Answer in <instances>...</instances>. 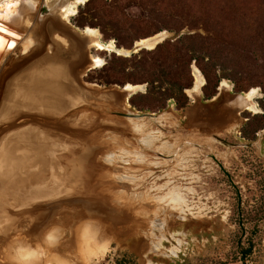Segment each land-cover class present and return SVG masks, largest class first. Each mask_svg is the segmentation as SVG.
<instances>
[{
    "label": "rangeland",
    "instance_id": "1",
    "mask_svg": "<svg viewBox=\"0 0 264 264\" xmlns=\"http://www.w3.org/2000/svg\"><path fill=\"white\" fill-rule=\"evenodd\" d=\"M0 7L19 42L0 59V264H26L21 240L43 249L33 264H88V221L110 242L89 264H264V0H91L69 23L52 0ZM156 36L176 47L136 49Z\"/></svg>",
    "mask_w": 264,
    "mask_h": 264
},
{
    "label": "bare ground",
    "instance_id": "2",
    "mask_svg": "<svg viewBox=\"0 0 264 264\" xmlns=\"http://www.w3.org/2000/svg\"><path fill=\"white\" fill-rule=\"evenodd\" d=\"M90 1L91 0H52V4H54V5L60 4L61 14L63 15L64 19L69 23L70 19L77 14L78 8L80 6L87 4ZM61 3L64 6H62ZM7 12L11 13L12 10L9 11L6 9H4V10L0 9V28H3L6 30L5 32H0V59L2 57H6L7 53L13 52L14 49L18 47V43H19L16 39L17 34H18L17 33L18 27L10 23V22L14 23L13 20L16 17L17 12L15 11V13H14L15 16H11L9 18L7 16L8 19L5 21V19H6L5 16H6ZM9 33H14V35H10ZM84 34H86V36L88 38L93 40L92 45L94 48L97 49V51H106V50H112L113 51V49L116 48L113 42H111L110 44H103V42H101V40H100V37H101L100 33L95 29L87 28L85 30ZM161 36H158V37L156 36L157 38H155V39L153 38V39H149V40L148 39L142 40L139 42L138 47L140 46L142 48L147 47L148 49H153L158 44L157 41H159L158 39H160ZM57 39L61 43H63L61 38L58 37ZM24 42H26L25 43V46H26L25 50L27 52L26 54L31 53V51L38 46V44L36 43L37 41L34 38V35L27 38L26 41H24ZM13 44L16 45L15 48L11 47V45H13ZM121 53L125 54V55H129V52L125 51V50L121 51ZM92 61L94 64L93 69H97V68H100L103 66L104 61L100 57L94 56V57H92ZM203 85H204V79L201 77V75H198L197 76L196 89L198 90ZM222 87H224V89L225 88L229 89V86L226 83L223 84ZM143 89H144V87H141V86L135 87L132 85H127L126 87H124L123 91L127 92L128 94L129 93L133 94L134 92H137V91L143 90ZM256 95H257L256 90H253L252 92L245 94V101L246 102L247 101H249V102L254 101L256 98ZM256 109H257L256 105H252L249 108L250 111H253ZM144 128L145 127L143 126V124H141V125L135 124V126H134V129L136 130V132L138 134H141V135L143 134V131L145 132ZM164 148H165V146L162 144V146L157 148L156 150H164ZM130 153H131V151H130ZM137 155H138L137 160L140 163L145 162L144 156H142L141 154H137ZM132 156H133V154H132ZM158 164L159 163H155L154 165H158ZM178 190H179L178 188L167 189L166 186H163V188H158V187L155 188V191H162V192L167 191L163 198L160 197L161 201H163L164 199L171 197V196L179 197L180 193H178ZM80 225L81 226L77 231L79 233L78 236L80 237V240L78 243L79 251H82V250L85 251L86 259H88L86 261L89 264V262L93 261V259L100 258L102 256H105L106 253H108V251L110 249V242L105 240V234L104 233H106V230L104 229V226L99 227L100 232L96 236V234H97L96 230H98V229L96 226H94L93 222L88 221V222H85V223L80 224ZM102 231H104V233H102ZM64 233H65V231L63 229H61L60 227L54 228V229H52V231L49 230L45 234V242L48 245H51L53 248H58L64 243V239H63ZM36 247H38V246H36ZM37 249L38 248H35V247L31 246L30 244H27V242H24L23 240H21V241H19V243L14 244V254H15L14 258L19 262H26V264L27 263L33 264L34 262H37L38 260L40 261V260L44 259V255L42 252L43 249H39V251ZM49 264H68V262L63 261L62 259H60L56 256H51V258L49 259Z\"/></svg>",
    "mask_w": 264,
    "mask_h": 264
},
{
    "label": "trees",
    "instance_id": "3",
    "mask_svg": "<svg viewBox=\"0 0 264 264\" xmlns=\"http://www.w3.org/2000/svg\"><path fill=\"white\" fill-rule=\"evenodd\" d=\"M109 16H112L111 14H109ZM102 18H104V19H106V15H102ZM184 41H185V39H184ZM176 47V45H173L172 43H165V44H162V45H160V46H158L157 47V49H155V50H153V51H148V53L149 54H157V53H159V52H161L163 49H166V48H175ZM160 60H158L157 62H159ZM166 62V61H165ZM165 62H163L162 64H159V63H157V64H159V65H155L154 67L156 68H159L160 70H161V73H160V76H162V77H165L166 76V73L163 71L164 70V63ZM197 62H198V60H197ZM199 64H200V66H202L201 65V61H199ZM108 77L111 79V77H112V75H109L108 74ZM114 78V77H113ZM110 81V80H109ZM111 82V81H110Z\"/></svg>",
    "mask_w": 264,
    "mask_h": 264
},
{
    "label": "snow or ice",
    "instance_id": "4",
    "mask_svg": "<svg viewBox=\"0 0 264 264\" xmlns=\"http://www.w3.org/2000/svg\"><path fill=\"white\" fill-rule=\"evenodd\" d=\"M6 30L5 29H3V28H0V32H5ZM10 35H14V33H9ZM11 47L12 48H15L16 47V45H11Z\"/></svg>",
    "mask_w": 264,
    "mask_h": 264
},
{
    "label": "water",
    "instance_id": "5",
    "mask_svg": "<svg viewBox=\"0 0 264 264\" xmlns=\"http://www.w3.org/2000/svg\"><path fill=\"white\" fill-rule=\"evenodd\" d=\"M159 44H160V43H159ZM159 44H158V45H159ZM158 45H157V46H158ZM157 46H156V47H157ZM136 49H137V50H144L142 47H139V48H136ZM155 49H156V48H155ZM155 49H154V50H155ZM146 50H147V49H146ZM144 89H145V87H144ZM144 89H143V90H144Z\"/></svg>",
    "mask_w": 264,
    "mask_h": 264
},
{
    "label": "flooded vegetation",
    "instance_id": "6",
    "mask_svg": "<svg viewBox=\"0 0 264 264\" xmlns=\"http://www.w3.org/2000/svg\"><path fill=\"white\" fill-rule=\"evenodd\" d=\"M45 6V8L47 9V14L46 15H48V13L50 12L49 11V9H48V7L46 6V5H44Z\"/></svg>",
    "mask_w": 264,
    "mask_h": 264
},
{
    "label": "crops",
    "instance_id": "7",
    "mask_svg": "<svg viewBox=\"0 0 264 264\" xmlns=\"http://www.w3.org/2000/svg\"><path fill=\"white\" fill-rule=\"evenodd\" d=\"M25 142V141H24Z\"/></svg>",
    "mask_w": 264,
    "mask_h": 264
}]
</instances>
